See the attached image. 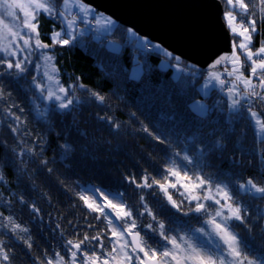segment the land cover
I'll list each match as a JSON object with an SVG mask.
<instances>
[{
	"label": "snow or ice",
	"instance_id": "obj_1",
	"mask_svg": "<svg viewBox=\"0 0 264 264\" xmlns=\"http://www.w3.org/2000/svg\"><path fill=\"white\" fill-rule=\"evenodd\" d=\"M223 4L227 6L223 15L230 33L239 38L240 42L237 44L236 40H233L231 53L213 57L205 71L197 68L196 65L180 68L179 65L182 63L180 56H173L161 45L152 44L132 28L126 30V46L133 48L130 57L131 68L125 67L117 59L111 65L112 74L121 73L126 80L141 85L140 92L150 116L155 109V120L152 124L155 131L150 130L147 124L140 121H138L139 129H131L128 124L122 127V124L116 122L113 117L95 116L114 139H119L124 130L128 129L133 136L136 131L144 133L153 147L157 142L159 145L167 146L161 149L165 152L167 160L162 167L153 166L155 175L142 169L139 179L130 174L125 181L134 189L152 190L148 195L153 197L162 194L167 204L178 213L183 212L184 216L195 214L198 218L202 217V226L190 229V235L181 234V231L175 228L168 230L164 222L159 220L148 207L144 192L140 193L143 212L137 209L134 215L133 207L128 205L122 192L105 194L104 190L94 185H78L80 191L76 194L77 198L83 202V207L90 214H96L93 219L101 223L104 231L97 232L92 237L85 232L80 239H66L62 245L63 254L53 249L51 256L45 254L43 264H264V244L256 243L255 237L251 234L250 224L253 221L249 210L237 198L242 194H251L253 199L264 200V184L257 183L252 178L244 179L243 183L233 179V176H240L243 179V174L235 171L237 167L235 160H225L228 144L224 142H231L232 137L237 134V124L247 118L254 134L259 137L261 143H264V107H260L264 105V41H261V46L256 51L251 48L252 36L257 33L258 21L264 25V0H247V2L223 0ZM70 7H74L76 14L66 16L65 12ZM41 14L54 22L61 23V30L54 29L48 37L53 41L52 45L40 39L38 17ZM5 18L15 23H6ZM91 21H94L97 27L104 29L105 36L118 27L111 17L97 12L94 6L85 4L82 0H72L71 4L69 0H59V5L56 0H0V79L12 78L19 84L17 77L28 79L30 76L28 83L32 89L38 90V98L50 102L45 112L39 114L42 122H46L44 117L48 111H51L61 117L70 116L75 123L76 113L84 103L76 95L77 89L84 90L93 98V102L98 103V106L108 107L104 103L105 96L99 92L90 91L79 83L67 86L62 84L58 75L59 69L53 63L55 56L44 51L54 48L57 44L75 46L77 32L81 36L84 34L77 25H90ZM95 38L99 40L100 36ZM108 47L109 51L118 56L122 46L109 43ZM237 47L241 49L239 55L236 52ZM150 52H155L157 55L162 53L176 62L172 76L175 88L152 83L150 79L152 66L147 62ZM240 55L244 56L250 69L248 76L240 70L242 67ZM41 58L44 62L43 70L39 63ZM229 64L231 67H226ZM171 67L172 64L161 62V70ZM219 68H223V72L219 71ZM205 72L207 80L199 89L201 92L213 81L220 85L221 90L227 83L231 84V87L227 88L230 115L223 121L220 116L213 118L215 108L210 109L190 95L189 88L192 81L202 79ZM184 75L188 77L187 80L182 79ZM222 75L228 79H222ZM10 95L0 87V104L8 105L6 110L0 108V112L10 116L17 125L10 128L15 134L22 122L12 109L16 108L21 112L23 109L15 103L8 104ZM254 108L260 110L256 111ZM220 111L223 113V109ZM130 116L135 118V113H131ZM77 133L86 141L82 145L83 151L103 148V144L95 137L89 139L87 132L77 129ZM43 143H45L43 140L34 143L32 148L23 149L16 155L34 157L37 155V147L42 154ZM60 148L61 161L66 160L74 150L73 145L69 143L60 145ZM234 149L245 151L242 141H238ZM92 158L95 159L94 156ZM221 160H225L232 174L226 172L224 168H218L215 174L207 171L216 168L217 162ZM33 163L44 166L42 171L46 170L49 174L53 172V168L46 167L49 162L43 159L42 155L39 160L33 159ZM11 165L12 162L9 161L8 166ZM257 171L264 177V155L260 156ZM157 176L160 178L157 179ZM4 182V176L0 172V184ZM88 192L92 195H85ZM173 193L181 197L179 202L173 198ZM16 199L19 203L30 207L33 215L42 219L39 216L40 209L34 203L28 205L21 196ZM157 202L159 203V200ZM10 206V204L6 205V207ZM145 213L157 221L156 228H153L152 224H147L143 228L138 226L137 216H143ZM256 216L255 223L258 224L261 240H264V210H257ZM4 219L3 213H0V227L6 226ZM6 221L7 225H11L10 233L29 232V229L16 223L11 215ZM85 226L95 227L92 224ZM240 227L245 229L248 236H242L237 231ZM144 229L150 230L153 234L155 247L141 236V231ZM171 232L176 234L172 235ZM73 235L79 236L80 233L74 231ZM145 235H149V232L145 231ZM105 239L109 241L107 246L104 244ZM93 241L96 243L93 244ZM24 243L28 249H31L30 236L24 239ZM10 251L6 242L0 240V264H12L13 256Z\"/></svg>",
	"mask_w": 264,
	"mask_h": 264
},
{
	"label": "trees",
	"instance_id": "obj_2",
	"mask_svg": "<svg viewBox=\"0 0 264 264\" xmlns=\"http://www.w3.org/2000/svg\"><path fill=\"white\" fill-rule=\"evenodd\" d=\"M224 7L226 10L227 7L225 5ZM38 24L40 39L44 43L52 45L53 41L48 37L54 29L61 28V23L54 22L41 14L38 17ZM256 27L257 33L253 35L255 47L264 41V25L258 21ZM125 29L128 28L119 23L114 31L115 37H121L119 40L122 42L126 40L123 35ZM109 36L114 38L112 35ZM44 51L55 56L54 63L59 69L58 75L62 84L67 86L79 83L90 91L99 92L105 96L104 103L108 107L98 106V103L93 102V98L84 90L77 89L76 95L84 103H82L80 111L76 113L75 123L72 117H61L58 113L53 114L51 111H48L44 117L46 122H42L39 116L40 113H43L38 105L39 93L38 90L30 87L28 83L30 76L28 79L17 77L19 84L12 78L0 79V87L11 94L8 104L15 103L20 109H23L22 112L16 108L12 109V112L19 116L22 122L15 134L10 131V128L17 127V125L13 123L10 116L0 112V141H2L0 143V172H2L5 181L0 184V213H3L6 225L0 227V240L5 241L10 248V254L13 256L12 264H43L45 254L51 256L53 249L63 254L62 245L66 239H80L85 232L89 237H92L97 232L104 231L101 223L93 219L96 214H90L83 207V202L77 198L76 194L80 191L78 185H94L104 190L105 194L122 192L128 205L133 207L134 215H136L137 209L143 212L140 193L144 192L148 207L152 209L159 220L164 222L168 230L175 228L180 230L181 234H190V229L202 226V217L198 218L195 214L184 216L183 212L178 213L171 205L167 204L162 194L153 197L148 195L152 190L134 189L131 184L125 181V178L130 174L139 179L142 169L155 175L153 166L162 167L167 160L165 152L161 151L167 146L159 145L157 142V145L153 147V144L145 138L144 133L136 131L133 136L128 129L124 130L119 139H114L105 130L102 122L95 119L96 115L110 116L116 122L121 123L122 127L124 124H128L131 129H139L138 121H140L147 124L150 130L155 131L152 127L155 120V109L152 110L150 116L149 109L140 92L141 85L126 80L121 73L112 74L111 65L117 59L125 67L131 68L130 57L133 54V48L123 45L116 56L109 51L106 45L97 43L89 33L83 39L77 40L75 46L57 44L54 48ZM164 58L168 59L163 54L157 55L155 52H151V55L147 56V62L152 66L150 79L154 85L163 84L166 88H175L172 82L173 68L161 70L160 63ZM181 61L183 67L192 65L187 61ZM247 69L246 65L243 70L246 72ZM77 78L79 79L77 80ZM145 79H149V77H145ZM182 79L187 80L188 77L184 75ZM201 80L192 81L189 88L190 95L195 100L203 97L199 91ZM225 95L228 94L220 88L219 91H215L212 96L206 99L211 108H215L212 114L213 118L220 116L222 121L230 115L228 109L230 104ZM7 107L8 105L0 104V108L4 110ZM260 107H264V105ZM221 109H223V113H221ZM255 109L260 110V108ZM131 113H135V118L130 116ZM162 127L164 126L162 125ZM225 127L228 126L225 125ZM236 127L237 134L232 137L231 142L224 141L228 144L225 160H235L237 165L235 171L243 174V179L240 176H233V179L241 183L244 182V179L252 178L255 182L263 184L264 177L257 169L260 156L264 155V143H261L258 136L254 134L247 118L240 121ZM77 129L87 132L89 139L95 137L99 143L103 144V148L95 150L90 148L89 152L83 151L82 145L86 141L78 135ZM41 140L45 141L42 145L44 148L42 154L37 147V155L34 157L16 155L23 149L32 148L34 143H39ZM238 141H242L245 151L234 149V145ZM65 143L72 144L74 150L66 160L61 161L60 145ZM41 155L49 162L46 167L53 168L51 174L46 170H41L44 166L33 163V159L39 160ZM93 156L95 159L92 158ZM225 160L218 161L216 168L207 171L210 174H215L218 168H224L226 172L232 174V170ZM9 161L12 162L11 166H8ZM233 194L235 196V193ZM85 195L91 196L92 193L88 192ZM18 196L23 197L28 205L34 203L40 209L39 216L42 219L33 215L30 207L19 203L16 199ZM109 198L112 197L109 196ZM173 198L178 202L181 199L176 193H173ZM237 198L249 210L253 221L250 224L251 234L255 237L256 243L264 244V240L260 238L258 224L255 223L257 210H264V200L253 199L251 194H242ZM8 204L11 206L6 207ZM9 215L14 217L16 223L29 229V232L10 233L11 225H7L6 221ZM137 223L141 228L147 224H152L153 228L158 226L157 221L147 213L137 216ZM86 224H92L95 227L88 228L85 226ZM74 231H78L80 235H73ZM145 231H148L149 235H145ZM237 231L242 236H248L243 227L238 228ZM170 234L175 235L176 233L171 232ZM141 235L149 244H155L150 230L144 229L141 231ZM29 236L32 243L31 249H28L24 243V239ZM95 243L93 241V244ZM104 244L107 246L109 241L105 239Z\"/></svg>",
	"mask_w": 264,
	"mask_h": 264
},
{
	"label": "water",
	"instance_id": "obj_3",
	"mask_svg": "<svg viewBox=\"0 0 264 264\" xmlns=\"http://www.w3.org/2000/svg\"><path fill=\"white\" fill-rule=\"evenodd\" d=\"M82 2L204 71L213 57L232 51L233 39L223 15L222 0Z\"/></svg>",
	"mask_w": 264,
	"mask_h": 264
},
{
	"label": "rangeland",
	"instance_id": "obj_4",
	"mask_svg": "<svg viewBox=\"0 0 264 264\" xmlns=\"http://www.w3.org/2000/svg\"><path fill=\"white\" fill-rule=\"evenodd\" d=\"M69 2H70V4L72 3V0H69ZM56 3H57V5H59V0H56ZM84 3V2H83ZM227 7V6H226ZM226 10H227V8H226ZM225 10V11H226ZM75 11H74V7H70L66 12H65V15L66 16H68V15H70V14H73ZM97 12H99L98 10H97ZM99 13H102V14H104V15H106L105 13H103V12H99ZM107 16V15H106ZM109 16V15H108ZM110 17V16H109ZM238 18L239 17H237V23H239L238 22ZM114 20V19H113ZM115 21V20H114ZM225 21H226V19H225ZM5 22L6 23H15V22H12V21H9L7 18H5ZM117 23V25L119 26V24H118V22H116ZM226 24H227V21H226ZM77 28L79 29V30H81V31H83L84 32V34H83V36H81L80 34H79V32H77V40H81V39H83V37L84 36H87L89 33H90V31H89V27L88 26H86V25H84V24H78L77 25ZM117 29V28H116ZM115 29V30H116ZM56 31H60L61 30V28H57V29H55ZM98 30H99V32H100V34H102L103 35V33H104V29H102V28H99L98 27ZM114 30V31H115ZM126 30L127 29H125V30H123V35H125V37H126ZM114 31H112L110 34H108V36L109 35H112L114 38H112V39H110L109 41H107L105 44H106V47L109 49V47H108V45H109V43H112L114 46H122L121 47V49L123 48V44H122V41L121 40H119L120 38L119 37H115V35H114ZM249 31H250V29H249ZM52 34V33H51ZM50 34V35H51ZM140 36V35H139ZM141 37H143V36H141ZM232 39L233 40H236V42H237V44L240 42V39L239 38H237V37H235L233 34H232ZM144 38H146V37H144ZM147 39V38H146ZM148 40V39H147ZM96 41V40H95ZM148 41H150V40H148ZM77 42V41H76ZM97 43H99L100 45H102L101 44V42L100 41H96ZM151 42V41H150ZM152 44H158V43H156V42H151ZM254 43H255V38H253V36H252V44H251V48H252V50L253 51H256L258 48L257 47H255V45H254ZM160 45V44H159ZM162 47V46H161ZM162 48H164V47H162ZM165 49V48H164ZM236 52H237V54L239 55L240 53H241V49H239V47H237L236 48ZM48 54V53H47ZM162 54V53H161ZM50 55V54H49ZM173 56H175V55H173ZM239 58H240V61H241V63H242V67L240 68V70L243 72V74L245 75V76H248L247 75V73L245 72V71H243V69L246 67V65H247V62L245 61V58H244V56L243 55H240L239 56ZM169 59V58H168ZM162 62H165V63H170V64H172L173 65V74H174V70H175V68H176V62L175 61H173V60H170L169 59V61L167 60V59H164ZM40 65H41V69L43 70V67H44V62H43V59L41 58V60H40ZM53 63H54V61H53ZM55 64V63H54ZM161 64V63H160ZM179 67L180 68H184L183 67V64L181 63L180 65H179ZM226 67H231L230 66V64L229 65H226ZM167 69H169V68H167ZM219 71H221V69H218ZM206 80H207V74H205V76L202 78V80L200 81V85H199V89L205 84V82H206ZM213 84L215 85V87H213ZM220 90V85L218 84V83H216L215 81H213V82H211V83H209L208 84V86L206 87V88H204V91L203 92H201L200 91V93L203 95V97L202 98H199L197 101H199L200 103H202V104H205V105H207L210 109H211V105L209 104V102L206 100L209 96H212L213 95V93L215 92V91H219ZM226 96V99L228 100V103L230 104V100H229V98H228V95H225ZM50 102H48V101H41L39 98H38V105H39V107H40V110H41V112H45V109H46V107L48 106V104H49ZM254 110H256L257 111V109H255L254 108ZM48 113V112H47ZM259 138V137H258ZM241 183H243V182H241ZM264 184V183H263ZM110 199H112V198H110ZM114 202H118V201H114ZM201 227V226H200ZM199 228V227H198ZM191 234V233H190ZM189 234V235H190ZM154 247L156 246L155 244H152Z\"/></svg>",
	"mask_w": 264,
	"mask_h": 264
},
{
	"label": "built area",
	"instance_id": "obj_5",
	"mask_svg": "<svg viewBox=\"0 0 264 264\" xmlns=\"http://www.w3.org/2000/svg\"><path fill=\"white\" fill-rule=\"evenodd\" d=\"M91 31L93 32V33H96V31H97V29H96V25H95V22L94 21H91ZM107 39V38H106ZM102 42V41H101ZM222 79H227L225 76L222 78ZM228 87H231V84L230 83H227L226 85H225V87H224V89H223V91L225 92V93H227V88Z\"/></svg>",
	"mask_w": 264,
	"mask_h": 264
}]
</instances>
